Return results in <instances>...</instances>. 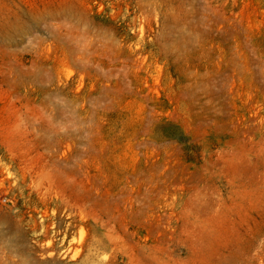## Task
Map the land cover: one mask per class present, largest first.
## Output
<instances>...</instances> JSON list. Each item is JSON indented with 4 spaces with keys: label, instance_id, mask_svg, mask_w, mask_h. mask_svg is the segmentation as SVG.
I'll return each instance as SVG.
<instances>
[{
    "label": "rangeland",
    "instance_id": "1",
    "mask_svg": "<svg viewBox=\"0 0 264 264\" xmlns=\"http://www.w3.org/2000/svg\"><path fill=\"white\" fill-rule=\"evenodd\" d=\"M0 232V264H264V0H0Z\"/></svg>",
    "mask_w": 264,
    "mask_h": 264
},
{
    "label": "bare ground",
    "instance_id": "2",
    "mask_svg": "<svg viewBox=\"0 0 264 264\" xmlns=\"http://www.w3.org/2000/svg\"><path fill=\"white\" fill-rule=\"evenodd\" d=\"M0 237L2 238L3 237V233L0 232ZM50 255V254H49ZM32 264H37L36 262H32Z\"/></svg>",
    "mask_w": 264,
    "mask_h": 264
}]
</instances>
